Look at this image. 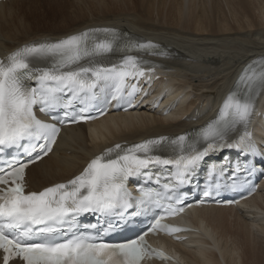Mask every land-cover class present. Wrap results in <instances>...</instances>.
Wrapping results in <instances>:
<instances>
[{"label": "snow or ice", "instance_id": "6c2138e0", "mask_svg": "<svg viewBox=\"0 0 264 264\" xmlns=\"http://www.w3.org/2000/svg\"><path fill=\"white\" fill-rule=\"evenodd\" d=\"M166 55L160 46L122 40L114 29H91L55 42L20 47L0 60V152L23 147V142L36 141L31 151L47 155L52 151L60 129L37 118L34 106L41 111L62 107L70 109L74 101L86 102L98 91L118 101L128 86L127 81L144 75L145 61L132 52ZM121 55L118 63L105 64L110 55ZM136 91L135 85L132 86ZM264 92V58L249 63L239 75L233 91L225 98L218 116L192 134L176 138L160 137L131 147L117 144L92 159L84 170L65 183H57L42 191L26 192L25 168L28 163L14 160L0 167V251L2 264H143L146 258L170 259L163 252L150 249L144 233L121 243L102 239L115 228L88 224L80 227V217L93 214L99 218L126 214L141 215L151 208L165 215H176L183 208L165 204L184 185L200 161L210 152L224 148L239 149L253 157H264L248 131L255 108V99ZM84 109L71 122L90 119ZM66 116L69 113H65ZM235 136V138H233ZM43 141V143H39ZM203 144L201 147L200 145ZM170 147L171 156L156 152ZM42 156L37 155L35 159ZM151 166H171V176L162 184V191L144 187L134 196L128 188L131 177L144 175L155 179ZM251 168L236 172L251 173ZM220 174L224 175L223 167ZM216 169L213 167L212 173ZM233 174L232 187L237 186ZM219 187V185H217ZM210 195L205 192V196ZM129 210H133L129 213ZM163 215L148 229L169 234L186 231L161 223ZM96 230V233L88 231Z\"/></svg>", "mask_w": 264, "mask_h": 264}, {"label": "bare ground", "instance_id": "6f19581e", "mask_svg": "<svg viewBox=\"0 0 264 264\" xmlns=\"http://www.w3.org/2000/svg\"><path fill=\"white\" fill-rule=\"evenodd\" d=\"M87 1L1 2L0 56L22 44L58 40L91 27L113 28L132 41L151 40L166 55L137 56L162 66L155 85L165 93L162 105L170 113L163 115L143 103L135 111L65 127L54 151L28 169L30 190L73 177L93 155L115 143L178 137L203 127L216 118L244 68L264 58V0H222L230 1L229 10L217 21L197 0H127L117 1L123 5L116 3L115 8L90 9ZM235 2L240 8H234ZM213 7L218 12V1ZM52 8L62 15L61 24L42 13ZM73 9L77 11L71 13ZM258 98L264 114L262 92ZM189 218L203 232L186 243H168L181 253L184 264H264V182L261 192L241 207H203ZM164 241L167 244L168 239Z\"/></svg>", "mask_w": 264, "mask_h": 264}, {"label": "rangeland", "instance_id": "374dc122", "mask_svg": "<svg viewBox=\"0 0 264 264\" xmlns=\"http://www.w3.org/2000/svg\"><path fill=\"white\" fill-rule=\"evenodd\" d=\"M102 1V2H101ZM114 2H111L110 0H90V1H87L86 2V6H88V9H90V8H92V7H101V6H108V7H111V8H115V4L117 3V4H119V5H123V3H119V2H117V1H122V2H124V1H127V0H113ZM197 1H201V3H203L204 4V9L207 11V12H209L211 15H213V14H215V15H213L212 16V20H215V21H217V20H220V19H224V13H222L221 14V12L222 11H226L225 13H228V8H227V3L228 2H230V1H227L225 4H224V2L222 1V0H197ZM218 1V5L220 6L219 7V10H218V12H215L214 10V5H215V3ZM102 4V5H101ZM233 4L234 3H230L229 5H232L233 6ZM78 5H80V3L78 4ZM84 5V6H85ZM94 5V6H93ZM80 6H82V5H80ZM240 8L239 7V5H238V3H236L235 2V5H234V8ZM78 8H79V6H78ZM77 8V9H78ZM237 10H241L240 11V14H245V12L242 10V9H237ZM65 11V8H63L62 9V11L61 12H64ZM75 11H77L76 9H73L72 11H70L71 13H74ZM42 13H44V15H48L47 17L51 20V21H53V22H55L56 24H61V21L63 20V17H62V15L61 14H59L58 13V11L56 10V9H48V11L47 10H45V11H43ZM55 13V14H54ZM57 13V14H56ZM229 18V17H228ZM202 21L201 22H206V19L204 18V17H201L200 18ZM250 19H251V17H250Z\"/></svg>", "mask_w": 264, "mask_h": 264}]
</instances>
